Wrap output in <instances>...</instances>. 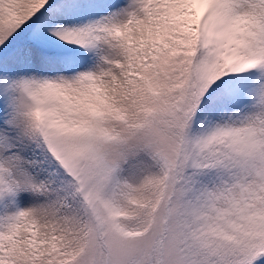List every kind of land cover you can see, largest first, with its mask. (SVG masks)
<instances>
[{"label":"snow or ice","instance_id":"snow-or-ice-1","mask_svg":"<svg viewBox=\"0 0 264 264\" xmlns=\"http://www.w3.org/2000/svg\"><path fill=\"white\" fill-rule=\"evenodd\" d=\"M0 264H264V0H0Z\"/></svg>","mask_w":264,"mask_h":264}]
</instances>
